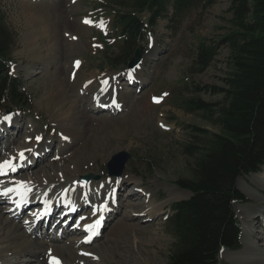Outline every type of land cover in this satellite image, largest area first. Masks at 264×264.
I'll use <instances>...</instances> for the list:
<instances>
[{"label":"rangeland","instance_id":"1","mask_svg":"<svg viewBox=\"0 0 264 264\" xmlns=\"http://www.w3.org/2000/svg\"><path fill=\"white\" fill-rule=\"evenodd\" d=\"M212 1L211 7H199L185 14L178 23L173 22V11H171L170 17L159 23L152 40L142 45L146 53L143 55L142 63L135 70L101 72L99 65L103 63L105 50L98 38L102 34H107L109 27L108 22L101 17L103 11L100 7L110 5L116 9H130L131 0H0V9L7 19V25L16 35L13 74L23 81L27 93L33 99L27 113L10 109L7 111L8 105H0V122L4 123L5 117L18 118L16 123L0 126V164L15 159L16 151L23 144H28V148H32L33 143L39 141L36 140L37 137L43 140L42 145L51 146L48 149L50 152L47 153V161L39 167L14 173L5 168L4 174H0V191L6 189L8 181L13 180V174L19 177L27 176L39 172L43 167L49 170L50 165L62 162L68 166L74 161L73 153L62 151L60 141L63 140L61 137L63 132L54 126L50 111L42 99L54 83V75H58L59 78L64 75L66 83L70 86L77 84L75 97L82 96L83 91H80L82 90L80 88L84 83L91 85L90 89L85 92L87 101L99 95L105 86H108V90L116 88L119 96L118 107L124 106L123 111L114 113L113 110L118 107L115 100H112L114 106L110 112L104 111L99 116L90 113L96 121L92 128L100 134L97 144L94 145L91 142V146L88 144L87 150L83 153L85 155L78 156V160L87 159L85 173L80 178L93 175L100 178L92 180L96 183L110 181L112 177L107 172V164L116 154L129 153L131 158L123 175L118 179H124L131 184L140 183L139 195L141 197L139 198L141 200L139 201L149 199L163 205L158 218L148 225L146 236L162 238V242L151 246L149 251L157 258L156 264H168V256L173 247L172 233L166 221L171 214L170 206L191 197L188 191L176 185V181L181 178L187 179L191 174L190 167L193 161L187 154L186 148L194 141L196 142L193 127L207 130L211 134L219 133L218 127L213 123L214 116L203 112L188 113L183 105L190 100H200L210 105L221 103L222 97L213 96L211 91L212 89H224V78L230 71L229 50L225 46L221 47L216 61L205 73L199 74L191 71L196 61L199 44L205 40L210 43L220 42L230 32L232 26L230 22L232 16L229 14L231 0ZM85 20L91 21V24L84 23ZM32 29L33 32H31ZM114 45L117 48L120 44L115 43ZM35 55L41 56L43 60H34ZM77 62H79L78 66ZM31 70L40 72V75L29 78L27 73ZM92 75H95V79L91 81L89 79ZM59 85L58 82L57 87ZM196 87L200 88V92L196 90ZM76 90L79 91L78 94ZM100 123H103L104 127L100 126ZM139 124L141 125L137 126ZM82 145L83 142L78 146ZM95 146L106 150L105 158L95 157V151L91 152ZM35 158L37 160V157ZM262 176H264V167L259 176L253 177ZM253 177H244L238 182L239 191L246 203L236 205L235 211L243 224L244 233L246 223L241 210L237 207L254 204V201L242 189V180L258 189L249 180ZM125 192V190L120 192L121 197H125L126 194H123ZM115 193L118 194V191ZM185 195H188L187 199ZM175 196L177 199H174ZM35 197L39 196L35 194L30 199ZM137 201L135 199L134 203L137 204ZM34 205V207L30 205L24 207L25 212L19 215L20 208L17 210L14 200L9 199V196L2 197L0 192V231L2 230L0 239L5 234L3 229L5 226L1 224L8 223L12 219L15 226L23 225V222L31 220L35 210L41 207L40 204V206L36 203ZM87 208L84 210L86 211ZM126 210L124 207L122 212ZM81 211L75 214L70 222L73 223L66 229L77 232L78 219L86 215L84 211L79 216ZM113 217L107 221L106 216L104 224L107 228L104 232L102 230L104 233L102 238L93 245L87 242L84 245L86 248L95 249L98 254L100 248L104 253L106 252L104 247L111 240L113 227L116 226L118 220L123 218L121 209L118 210V216L114 220ZM134 223L140 225L139 222ZM64 228L62 226L58 228L60 235ZM50 230L44 225L38 227L35 233L38 237L48 238L47 240L51 241L53 234L49 233ZM74 233L66 236L65 239L74 237ZM139 236L142 234L140 233ZM65 243L67 242H63L64 245ZM63 244L58 243L57 245L63 246ZM227 252L231 251L226 249L222 254L221 260L224 264Z\"/></svg>","mask_w":264,"mask_h":264},{"label":"trees","instance_id":"2","mask_svg":"<svg viewBox=\"0 0 264 264\" xmlns=\"http://www.w3.org/2000/svg\"><path fill=\"white\" fill-rule=\"evenodd\" d=\"M130 9L101 6V17L109 32L98 41L105 56L99 70L121 72L138 49L152 40L161 21L173 22L198 9L209 8L212 0H131ZM230 32L220 42H201L192 72L203 74L216 61L222 46L229 50L230 71L219 104L190 100L183 108L191 114L214 116L219 133L193 127L195 139L186 148L192 158L190 177L176 185L191 193L187 201L174 203L166 220L172 233L168 264H222L223 251L239 249L243 225L235 204L246 200L238 188L244 177L258 176L264 167V0H231ZM115 43L120 44L115 48ZM16 35L0 9V105L26 112L33 99L23 81L16 78L14 48ZM200 92V88L196 87ZM208 91V89H207ZM239 246V247H238Z\"/></svg>","mask_w":264,"mask_h":264},{"label":"bare ground","instance_id":"3","mask_svg":"<svg viewBox=\"0 0 264 264\" xmlns=\"http://www.w3.org/2000/svg\"><path fill=\"white\" fill-rule=\"evenodd\" d=\"M31 25L33 26L32 23ZM45 26H47L46 23ZM31 32H33V29ZM36 35L38 34L36 33ZM33 47L35 48V46ZM50 48L47 49L51 51ZM37 54L39 55V51H37ZM38 55H35L34 60L40 59L42 61L43 59ZM27 74L31 78L40 75V72H32L31 70ZM57 76H53L54 83L51 88H48L49 90L46 91L42 99L50 111L54 126H57L63 132L61 134L63 140L60 141L62 151L73 153L71 155L74 161L68 166H65L62 162L50 165L49 170H45L46 167H43L39 172L27 176L19 177L13 174V180L8 181L6 189L0 191L2 197L9 196V199L14 200L17 210L28 205L32 207L34 203L38 206H40V202L44 204V207L41 206L40 209L35 210L31 220H25L21 226H15L12 219L10 221L8 219V223L1 224L5 226L3 228L5 234L0 239V264H50L51 258L58 260L59 264H156L155 260L157 258L151 254L149 249L151 246L162 242V238L150 235L147 237L146 230H148V225L154 223L158 218L163 205L149 199L139 201L141 200L139 198L141 189L139 182L131 184V182L124 179L112 178L108 182L96 183L92 181V183H85L80 178L85 173L87 159L78 160V156L80 154L85 155L83 153L87 150L88 144L91 146V142L94 145L97 144L100 134L92 128L96 121L90 113L99 116L104 111L110 112L112 110L110 107L113 106V89L108 90V86H105L99 95L93 96L87 101L85 92L90 89L91 85L84 83L80 88L82 89L80 91H83L82 96L75 97L77 84L70 86L66 83L64 75L60 78ZM94 79L95 75H92L89 80ZM58 82L60 85L57 87ZM78 92L76 90V94ZM123 108L124 106L121 105L120 108H115L113 112L120 113ZM17 120L16 117H9L4 123L0 122V126L16 123ZM100 124L104 127L103 123ZM81 142H83V145L78 146ZM36 146L37 150H35ZM50 147V145H42L39 141L34 142L32 148H28V144H23L16 151L17 153L15 152L17 157L14 155L15 159L10 161L14 163L15 170L8 169V171L14 173L39 167L47 161V153L50 152L48 151ZM92 149L93 151H90L93 153L95 151V157H106L104 148L100 149V147L95 146ZM21 152L24 154L23 164L19 163ZM35 157H37V160ZM249 180L258 189L249 186L245 180H242L243 192L254 201L251 206L237 207L241 210L246 223V230L241 243L242 247L236 252H232L235 249H231V252L225 253V264H264V176L249 178ZM29 184L32 186H28ZM124 190L126 192L123 194L126 195L123 198L120 192ZM115 191H118V194ZM35 194L39 197L30 199ZM176 197L174 199H177ZM184 197L187 199L188 195ZM135 199L138 200L137 204L134 203ZM170 200L172 201V198ZM86 207L88 208L85 211ZM124 207L127 210L122 212ZM120 209L123 218L118 220L116 226L113 227L111 240L104 247L106 252L104 253L100 248L98 254L95 249L86 248L84 245L87 242L93 245L102 238L103 232L107 228V225L104 224L106 216L108 217L107 221H110L113 216L114 220ZM70 211L74 213L70 214ZM79 211H81L79 216L84 211L86 215L78 219L77 232L74 233L69 228L66 229L67 226H65L60 235L58 228L65 222L69 224ZM52 217L57 218L59 221L58 225L49 231L53 234L52 240L48 241V238L38 237L35 231L45 223L50 224ZM134 222H139L140 225ZM72 233H74V237L65 239L66 236ZM140 233L142 236H139ZM63 242L67 243L64 245ZM58 243H62L63 246H58ZM89 255L92 257L89 258ZM10 257L11 259H9Z\"/></svg>","mask_w":264,"mask_h":264},{"label":"water","instance_id":"4","mask_svg":"<svg viewBox=\"0 0 264 264\" xmlns=\"http://www.w3.org/2000/svg\"><path fill=\"white\" fill-rule=\"evenodd\" d=\"M143 60L142 50L138 49L135 53L134 58L129 63V69L134 70L136 69ZM130 154L127 152H120L115 155L110 162L107 164V170L110 177H121L124 173V170L130 160ZM92 179L98 180L99 178H94L93 175L86 176L82 178L84 182H90Z\"/></svg>","mask_w":264,"mask_h":264},{"label":"snow or ice","instance_id":"5","mask_svg":"<svg viewBox=\"0 0 264 264\" xmlns=\"http://www.w3.org/2000/svg\"><path fill=\"white\" fill-rule=\"evenodd\" d=\"M84 23L91 24V21L85 20ZM78 65H79V62H77V66ZM7 119H9V117H5V120H7ZM37 140H39V138H37ZM19 155H20L21 159H23V156H24L23 152H21ZM5 168L14 171L15 165H14V163H12L10 161H5L4 164H0V174H4ZM50 264H59V261L56 260L55 258H51Z\"/></svg>","mask_w":264,"mask_h":264}]
</instances>
